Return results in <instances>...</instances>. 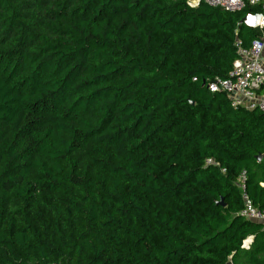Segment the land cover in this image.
Segmentation results:
<instances>
[{
	"label": "trees",
	"instance_id": "obj_1",
	"mask_svg": "<svg viewBox=\"0 0 264 264\" xmlns=\"http://www.w3.org/2000/svg\"><path fill=\"white\" fill-rule=\"evenodd\" d=\"M259 12L0 0V264H264V113L207 89Z\"/></svg>",
	"mask_w": 264,
	"mask_h": 264
},
{
	"label": "built area",
	"instance_id": "obj_2",
	"mask_svg": "<svg viewBox=\"0 0 264 264\" xmlns=\"http://www.w3.org/2000/svg\"><path fill=\"white\" fill-rule=\"evenodd\" d=\"M191 6L205 3L228 12H239L247 5L260 7L261 12L249 13L243 24L262 31L259 38L252 40L248 47H242L236 39L239 57L234 60L228 78H214L207 84L210 92H222L227 95L235 109H257L264 113V0H193ZM195 80V79H194ZM211 162V160H208ZM245 174L238 177V188L242 200L239 214L246 220L256 222L264 230V209L254 205L246 191Z\"/></svg>",
	"mask_w": 264,
	"mask_h": 264
},
{
	"label": "water",
	"instance_id": "obj_3",
	"mask_svg": "<svg viewBox=\"0 0 264 264\" xmlns=\"http://www.w3.org/2000/svg\"><path fill=\"white\" fill-rule=\"evenodd\" d=\"M256 157H257L258 160L261 159V155H256ZM220 203H221V204H224L222 200L220 201ZM249 242H250V238L247 239V240L244 242V245L247 246ZM228 264H230V263H228Z\"/></svg>",
	"mask_w": 264,
	"mask_h": 264
},
{
	"label": "rangeland",
	"instance_id": "obj_4",
	"mask_svg": "<svg viewBox=\"0 0 264 264\" xmlns=\"http://www.w3.org/2000/svg\"><path fill=\"white\" fill-rule=\"evenodd\" d=\"M187 2H188L189 4H191V5L194 3L193 0H187Z\"/></svg>",
	"mask_w": 264,
	"mask_h": 264
}]
</instances>
